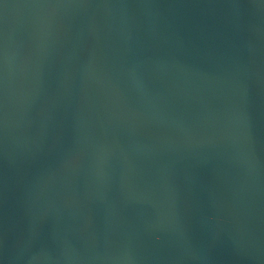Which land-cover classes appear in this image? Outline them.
<instances>
[{"label":"water","instance_id":"water-1","mask_svg":"<svg viewBox=\"0 0 264 264\" xmlns=\"http://www.w3.org/2000/svg\"><path fill=\"white\" fill-rule=\"evenodd\" d=\"M0 264H264V0H0Z\"/></svg>","mask_w":264,"mask_h":264}]
</instances>
